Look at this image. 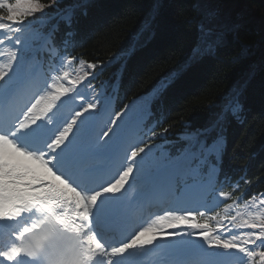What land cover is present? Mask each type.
Here are the masks:
<instances>
[{"label":"snow or ice","instance_id":"1","mask_svg":"<svg viewBox=\"0 0 264 264\" xmlns=\"http://www.w3.org/2000/svg\"><path fill=\"white\" fill-rule=\"evenodd\" d=\"M87 8L0 0V264H264V191L249 194L253 181L223 168L247 81L166 150L155 141L167 143L168 128L156 129L179 73L117 110L128 52L95 62L72 54ZM192 22L185 69L239 28L215 11Z\"/></svg>","mask_w":264,"mask_h":264},{"label":"trees","instance_id":"2","mask_svg":"<svg viewBox=\"0 0 264 264\" xmlns=\"http://www.w3.org/2000/svg\"><path fill=\"white\" fill-rule=\"evenodd\" d=\"M87 0V16L81 17L74 55L90 61H106L121 50L133 52L127 59L122 80L133 96L148 92L168 72L179 78L164 97L169 112L165 128L177 135L202 126L230 94L243 89V123L233 122L227 136L224 169L236 177L246 174L253 181L251 192L264 191V0ZM213 3V4H212ZM159 12L153 17L154 6ZM224 6L229 10H224ZM243 7V8H242ZM222 9V10H221ZM205 11H215L227 26V43L213 57H204L185 69L196 42V23ZM260 26L257 33L254 28ZM149 24L148 27L145 25ZM253 25V27H252ZM144 28L141 31V29ZM255 54V55H254ZM255 75L249 79L252 69ZM115 66L101 75L109 78ZM185 122L190 128H185ZM168 129V130H169ZM229 159V161H228Z\"/></svg>","mask_w":264,"mask_h":264},{"label":"rangeland","instance_id":"3","mask_svg":"<svg viewBox=\"0 0 264 264\" xmlns=\"http://www.w3.org/2000/svg\"><path fill=\"white\" fill-rule=\"evenodd\" d=\"M209 1H212L213 3L215 2H217V6L215 7V8H217L218 7V5H219V2H223V1H225V0H205L204 2H209ZM232 1V0H231ZM233 1H235V0H233ZM242 1V0H241ZM212 3V4H213ZM243 8V7H242ZM254 24V28H253V30H255L256 31V33H257V30L256 29H258L260 26H255V24H257V22H254L253 23ZM252 27H253V25H252ZM255 55V54H254Z\"/></svg>","mask_w":264,"mask_h":264},{"label":"bare ground","instance_id":"4","mask_svg":"<svg viewBox=\"0 0 264 264\" xmlns=\"http://www.w3.org/2000/svg\"><path fill=\"white\" fill-rule=\"evenodd\" d=\"M231 9H232V8H231ZM231 9H228V7L224 6V10L221 9L222 11H220V9L218 8L217 11H219V12H224V11H226V10H229V11H230ZM145 26L148 27L149 24H146Z\"/></svg>","mask_w":264,"mask_h":264}]
</instances>
